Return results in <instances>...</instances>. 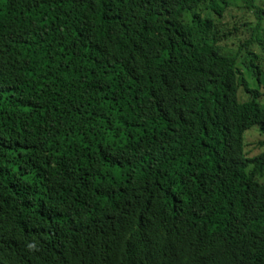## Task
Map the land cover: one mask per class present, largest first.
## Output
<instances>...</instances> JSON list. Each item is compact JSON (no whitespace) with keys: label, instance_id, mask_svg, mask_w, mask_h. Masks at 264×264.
Wrapping results in <instances>:
<instances>
[{"label":"trees","instance_id":"trees-1","mask_svg":"<svg viewBox=\"0 0 264 264\" xmlns=\"http://www.w3.org/2000/svg\"><path fill=\"white\" fill-rule=\"evenodd\" d=\"M255 1L0 0V264H264Z\"/></svg>","mask_w":264,"mask_h":264},{"label":"rangeland","instance_id":"rangeland-1","mask_svg":"<svg viewBox=\"0 0 264 264\" xmlns=\"http://www.w3.org/2000/svg\"><path fill=\"white\" fill-rule=\"evenodd\" d=\"M237 2V7L229 11V13H227L222 19V22L226 26V31L230 35L229 38H231L229 41H227V43L230 45L231 50L234 51V53L237 52L238 49L236 45H234V48L231 45L236 42L237 38H242L244 42L248 41L252 36V29L256 26L258 20L256 14L246 8L244 0H237ZM254 5L264 10V0H256ZM261 27L264 29V20L261 23ZM221 28H223V26H221ZM254 44L255 45L250 48V51L258 55L260 59V66L262 68L261 82L257 84L254 74L250 73L245 68H243V70L241 69V71H243V76L248 82L249 87L251 89L258 88L262 92L260 104L264 105V51L261 49L258 43L254 42ZM239 53L245 55L246 50L241 47ZM239 96L241 101H245L248 97V93L244 90H240ZM256 131V128H253L249 131H246L243 135V142L244 144L246 143L245 153L247 157L257 156L263 151L264 147L260 145V142L263 141V138L260 135L257 136L255 133Z\"/></svg>","mask_w":264,"mask_h":264}]
</instances>
